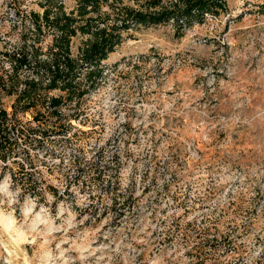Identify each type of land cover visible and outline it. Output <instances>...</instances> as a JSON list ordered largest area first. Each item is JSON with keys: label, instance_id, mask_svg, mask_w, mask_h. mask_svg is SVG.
I'll return each instance as SVG.
<instances>
[{"label": "rangeland", "instance_id": "1", "mask_svg": "<svg viewBox=\"0 0 264 264\" xmlns=\"http://www.w3.org/2000/svg\"><path fill=\"white\" fill-rule=\"evenodd\" d=\"M110 1L111 17L117 4L147 2ZM42 2L0 0V70L11 66L4 51L31 44L29 12ZM131 33L94 86L83 79L89 91L62 108L60 128L19 113L27 138L10 167L24 180L36 169L44 193L3 176L0 264H264V0H227L190 25ZM87 38H72L73 56ZM1 95L11 110L14 94ZM76 154L80 180L97 168L111 191L75 181ZM115 190L129 196L118 209Z\"/></svg>", "mask_w": 264, "mask_h": 264}, {"label": "trees", "instance_id": "2", "mask_svg": "<svg viewBox=\"0 0 264 264\" xmlns=\"http://www.w3.org/2000/svg\"><path fill=\"white\" fill-rule=\"evenodd\" d=\"M45 1L42 2V12H29L34 36L31 44L25 39L20 50L4 51L11 66L0 70V182L9 170L15 182L21 181L24 188L26 183L34 194L44 193L35 181L37 170L33 168L24 180L18 179L10 167V163L16 160L19 142L22 137L25 140L27 138L25 130L18 126L19 113L32 110L36 119L40 118V114L44 116L40 122H45L47 128H60L65 123L64 116L69 118L62 108L73 101H80L89 91L83 79L86 78L94 86L103 77L104 60L127 35H132V29L138 25L171 21L181 28L203 20L206 13L219 14L227 8V0H147L139 8L117 4L116 13L111 17L110 12L102 11L104 4L114 5L110 0H78L71 10H67L63 0ZM50 33L52 41L47 49L50 57H45L42 41ZM77 34H86L88 38L80 46L78 55L73 56L71 41ZM25 70L26 73L23 72ZM3 89L14 94L11 110L2 103ZM55 89L62 92L52 93ZM65 138L68 139V136ZM27 155L33 166L34 159L29 151ZM81 159L80 154H76L73 159V165L78 169L75 181L85 186L95 185L101 191H111L110 184L102 183V171L97 168L89 167L90 172L85 179L80 180L83 169ZM47 187L56 199L71 195L68 188L60 193L56 186L47 184ZM117 195L118 192L113 196V209L123 207L129 197L119 198Z\"/></svg>", "mask_w": 264, "mask_h": 264}]
</instances>
